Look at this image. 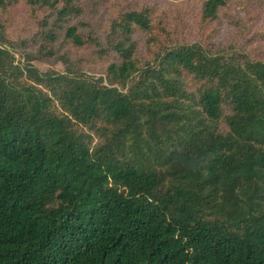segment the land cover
Returning <instances> with one entry per match:
<instances>
[{
    "label": "trees",
    "instance_id": "trees-1",
    "mask_svg": "<svg viewBox=\"0 0 264 264\" xmlns=\"http://www.w3.org/2000/svg\"><path fill=\"white\" fill-rule=\"evenodd\" d=\"M198 1L214 21L230 0ZM20 2L52 6L0 0V264H264V62L174 40L131 9L104 39L63 28L86 59L112 56L102 76L57 53L46 23L20 63ZM52 59L62 72L32 64Z\"/></svg>",
    "mask_w": 264,
    "mask_h": 264
},
{
    "label": "rangeland",
    "instance_id": "rangeland-1",
    "mask_svg": "<svg viewBox=\"0 0 264 264\" xmlns=\"http://www.w3.org/2000/svg\"><path fill=\"white\" fill-rule=\"evenodd\" d=\"M52 6L43 5L32 10L23 2L14 6L9 23V36L17 46L16 60L23 63L22 48L19 42L26 43V51H34L39 44V32L43 23L58 32L54 50L61 54L71 52L72 57L84 58L83 70L88 75L99 77L107 59H95L82 56L85 51L76 50L63 40V28L76 24L78 28L92 36L104 39L109 25L119 15L131 9H147L153 16L155 26H162L171 38L178 41L197 42L210 52H234L243 54L252 60L264 62V0H230L214 21H205L200 17L198 0H78L79 11L68 16L63 23L55 24L56 12L53 8L64 5V0H50ZM155 32L160 36V28ZM133 40L143 58H149L147 37L136 32ZM76 55V56H74ZM87 60V61H86ZM41 72H62L64 65L60 61H32ZM94 136V134L92 135ZM95 141V139H94Z\"/></svg>",
    "mask_w": 264,
    "mask_h": 264
}]
</instances>
